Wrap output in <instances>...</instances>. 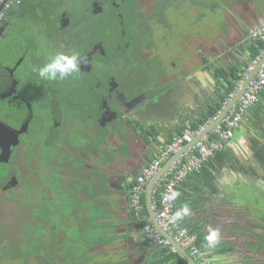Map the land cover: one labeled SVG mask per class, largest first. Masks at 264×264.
<instances>
[{
  "label": "flooded vegetation",
  "instance_id": "flooded-vegetation-1",
  "mask_svg": "<svg viewBox=\"0 0 264 264\" xmlns=\"http://www.w3.org/2000/svg\"><path fill=\"white\" fill-rule=\"evenodd\" d=\"M194 1L16 0L5 7L0 0V59L5 57L0 61V225L3 210L10 204L15 203L11 207L14 211L7 212L12 220L16 214H27L32 209L27 208L26 202L23 206L22 201L24 196L32 197L33 186L29 182L34 183V166L43 179L50 175L45 173L46 165H39L43 151L54 150L58 154L65 151L64 145L66 150H75L77 157L89 161L91 155L87 152L96 144L93 141L106 144L114 132V120H118L115 112L123 116L125 126L130 115L127 103L141 100L142 95L154 98L176 84L171 81L175 78L169 68L172 61L164 67L165 76L160 70L155 72L158 63L153 65V60L161 49L157 43L160 37L172 38L177 32L188 36L184 43L190 52L184 58L185 67L195 55L200 60L206 58L203 32L204 5L208 0ZM193 11L198 17L191 26ZM177 18L187 22L177 24ZM59 52L79 53L84 58L79 75L63 81L41 80L32 69ZM121 58L134 60L139 67L129 63L115 65ZM146 60L150 61L148 65ZM166 82L169 84L158 89ZM132 124L139 126L137 122ZM89 131L93 133L87 135ZM253 131L254 141L260 144L261 133ZM78 133L87 138L85 147L83 140L74 138ZM64 135H70L65 144ZM261 148L264 145L256 150L252 160L257 168L260 163L264 166ZM249 187L252 192L244 205H229L240 218L248 213L252 218H261L264 192L260 193L259 188H264V184L249 182ZM242 188L237 187L234 192ZM4 225L9 228L1 227L0 242L17 234L22 223Z\"/></svg>",
  "mask_w": 264,
  "mask_h": 264
},
{
  "label": "crops",
  "instance_id": "crops-1",
  "mask_svg": "<svg viewBox=\"0 0 264 264\" xmlns=\"http://www.w3.org/2000/svg\"><path fill=\"white\" fill-rule=\"evenodd\" d=\"M205 10L203 37L208 62L203 66V72L204 74L207 72V77L210 78L213 86L206 88L204 103L194 108L181 122L175 123L173 128L162 132L146 133L149 136L145 139L139 138L135 129L123 128L109 134L106 144L98 140L92 150L87 152L94 162L85 166L88 169L86 172H91L89 176H94L96 200H104L106 207L104 221H99V217L96 218L97 228L105 233L102 232L97 238L94 237L92 245L85 247L89 250L91 257L81 262L83 264H177L176 259L163 263L162 256L159 254L162 249L152 247L147 243L143 227L147 224L152 227L153 225L144 209L139 214L130 209V186L136 176L150 164L154 156L174 135L179 134L188 125L197 122L203 114L220 102L226 84L222 79L223 75L228 74V77L231 73L242 75L251 62L249 48L252 40L248 36V31L264 22V1L250 3L247 9L241 8L238 12L236 9L223 6L216 9L207 7ZM195 20L196 18H190L191 26L194 25ZM182 21L185 23L186 19L177 18L176 23L181 24ZM160 39L162 51L174 52L177 60H172L173 65L169 68L173 76H176L185 65L183 64L184 59H180L179 52L181 50L184 53L190 52L184 43L188 40V36L177 32L172 38L160 37ZM256 109L259 112L254 108L250 110L251 112L249 111L229 145H225L221 152L210 158L199 172L191 174L184 180L177 190L180 195L174 200L176 212L185 205L188 207V214L180 219V222L188 229L199 228L202 236L200 247L211 259L212 264H264L263 257L256 254L260 246H248L247 243L252 238L245 239L244 243L236 239L237 234L234 235L231 229V226L236 225L229 221L228 223L227 219L223 218V209L213 210L211 206L206 212L204 207L208 201L211 204L212 200H215L223 208L225 198L215 194L228 183L249 179L248 182L264 184L263 164L260 163L261 168H257L252 161L256 150L264 144V137L260 138L261 144L254 141L253 131L255 129L259 131L260 127L262 128L261 135L264 134V90ZM143 120L146 125L151 122L148 117ZM263 150L264 148H261L262 152ZM240 174H244L245 177ZM80 195H88L89 199L92 198L91 194L86 191ZM81 220L78 223L79 227L83 222ZM226 225H230V228L225 227ZM262 225L264 227V223ZM247 230L251 235H257L250 226ZM212 232L217 233V238L210 245L206 237ZM246 247L250 249H247L248 252H246ZM131 257L136 258L131 261Z\"/></svg>",
  "mask_w": 264,
  "mask_h": 264
},
{
  "label": "rangeland",
  "instance_id": "rangeland-1",
  "mask_svg": "<svg viewBox=\"0 0 264 264\" xmlns=\"http://www.w3.org/2000/svg\"><path fill=\"white\" fill-rule=\"evenodd\" d=\"M190 1L191 4L195 2L194 0ZM208 1L204 5V8L211 7L212 9H216L223 6L236 9L238 12L241 8L247 9L250 3H262L264 0ZM194 7L196 8V4ZM195 12L197 11H193L192 15L194 16L192 18L198 17ZM215 26L217 27L218 25L216 24ZM160 41L161 39L159 38L157 42L159 45ZM182 51L179 52L181 60L188 56L187 51L186 53ZM173 53H166L161 49L156 51V58L153 60V65L158 63L156 73L160 70V74L165 76L164 70L166 72V68L164 67L168 65L167 62L177 60ZM3 58L5 57H2L0 61H3ZM145 62L148 65L150 61L146 60ZM121 63H129L135 68L139 67V64L134 60H124L122 58L115 62V65L118 66ZM114 118H118V120H114V131L120 130L123 116H118L115 112ZM127 120L129 119L127 118ZM92 133L93 131H89L87 135ZM70 135H64V144L70 140ZM74 138L83 140V142L81 141L82 146H86V137L84 138L78 133ZM95 143H98V139H95L92 144ZM62 149H65V151H60L58 154H55L54 150H47L42 153L43 159L39 160V165L44 164L47 166L45 173L50 174L49 177L43 179L42 176L37 175V167L34 166V183L31 184L29 182V185L33 186L31 196L33 197L34 195V197L24 196V200L22 201L23 206H25L26 202L27 208H32L30 212L27 214H16L17 218L12 220L13 218L7 215V212L10 209L14 211L11 207H14L15 203L10 204L8 208L3 210L1 220L3 224L0 225V230L1 227L9 228V226L4 225L5 222L7 224L10 223L12 227V223H17L18 225L22 223V225L17 228V234L15 233L13 237L6 236L1 240L0 264H83L81 262L91 257L89 250L85 249V247L89 244L92 245L94 237L97 238L100 233H105V231L97 228L96 218L99 217V221H104L106 204L102 199L96 200L97 196L94 192L95 187L93 183L94 176H89L91 172H86L88 169L85 168L86 165L94 161L91 160L90 162L91 157H89V161L86 162V160L79 158L80 156L77 157V154L74 152L75 150H66L67 146L63 145ZM81 151L82 148H80L79 152ZM59 169L60 171L57 173ZM48 183L50 186L47 185ZM42 191L45 196L42 195ZM83 191L89 192L92 198L89 199L88 195H86L87 197L80 195ZM230 205L226 203L227 209L232 210L233 213H224L223 218H226L227 222L229 221L236 225L235 227L231 226L234 235L237 234L236 239L244 243L245 239L252 238L247 245H252V247L260 246V250L256 254L263 257L262 259L264 260V233H261L264 232L262 225L264 223L263 217L252 218L250 213H248L249 215L245 218H240L235 208L231 209ZM17 211L21 212V210ZM42 212H45V216L42 217L44 221L38 223L37 218ZM244 213L247 215V211H244ZM22 216H26V218L21 219ZM81 219L84 224L81 222V227H79L78 223ZM248 226L253 228L257 235H251L247 230ZM225 227L230 228V225H226ZM78 230L80 231L78 232ZM85 241L87 243H84ZM247 249L249 248L246 247V252H248Z\"/></svg>",
  "mask_w": 264,
  "mask_h": 264
},
{
  "label": "built area",
  "instance_id": "built-area-1",
  "mask_svg": "<svg viewBox=\"0 0 264 264\" xmlns=\"http://www.w3.org/2000/svg\"><path fill=\"white\" fill-rule=\"evenodd\" d=\"M1 1H3V5L6 7L16 0ZM248 36L252 41L261 42L262 48L259 55L248 64L242 75H240L241 79L236 83V88L224 99L221 109L204 125L196 129L186 127L179 134L174 135L154 156L150 164L136 176L129 189L130 209L134 213L139 214L143 209L142 198L144 197L147 183L173 154L183 146L191 144L209 123L217 119L222 110L241 88L248 73L263 60L241 96L221 122L209 134L184 151L164 172L152 191V208L159 228L185 250L196 264H212V262L197 244V236L191 233L190 229L184 227L180 219L172 220V217L176 213L174 200L169 201L166 199V196L173 191L177 192L187 177L195 172H199L210 158L216 153L221 152L225 145L227 146L231 143L247 112L258 103L260 95L264 90V22L251 28L248 31ZM143 232L150 246L167 247L170 253L177 254L175 248L150 224L143 227Z\"/></svg>",
  "mask_w": 264,
  "mask_h": 264
},
{
  "label": "water",
  "instance_id": "water-1",
  "mask_svg": "<svg viewBox=\"0 0 264 264\" xmlns=\"http://www.w3.org/2000/svg\"><path fill=\"white\" fill-rule=\"evenodd\" d=\"M191 62L187 65V67H183L180 73H177L175 78L171 80L172 82H176V84L161 93L159 96L154 98H147L142 95L141 100L133 99L129 103H127V111L130 113L129 120L126 122L125 126L122 124V129L124 128H133L135 129L137 135L141 139L148 138V134L168 130L169 128H173L175 123L181 122L185 116L193 111L194 108L200 107L204 103V95L206 93L207 87H212L213 83L210 78L207 77V72H203V66L208 62L207 57L202 58L201 60L196 55L191 57ZM261 60L254 69L248 73L246 76L241 88L237 91L236 95L229 102V104L222 110L217 119L211 123H209L204 130L195 138V140L191 144H187V146H183L179 151L172 155V157L159 169V171L155 174V176L147 183L145 192H144V202L145 208L148 214V217L155 228V230L165 238L168 243L175 248L177 254L181 256L188 264H196V262L189 256V254L183 250L179 245H177L173 239L163 232L156 221L155 214L152 208V191L155 184L158 182L160 177L164 174V172L169 168V166L187 149L191 148L198 140H200L205 135L209 134L223 119V117L228 113L230 108L236 103L238 98L241 96L245 88L247 87L249 81L255 75L256 70L259 68ZM184 64V63H183ZM219 64V63H216ZM186 75L184 76V74ZM183 74V75H182ZM204 75V76H202ZM169 82L163 83L158 89L162 90L163 87L168 85ZM157 89L154 90V92ZM123 102V100L121 101ZM255 111L259 112L256 107H254ZM145 117L150 119V124L146 125L143 120ZM132 121V122H131ZM133 122H137L139 124L136 127ZM190 127V125H188ZM260 133H262V128L259 127ZM148 133V134H146ZM264 137V134L261 135ZM263 142V141H262ZM261 144V143H260ZM264 145V144H263ZM263 145H261L263 147ZM242 177H245L244 174H240ZM249 179H243L242 181H234L232 183H228L226 187L222 188L215 195L223 196L225 201H223V208L220 206L215 200L207 202L204 205L206 212L209 211L210 207L215 210L216 208L219 210L223 209V213H229L227 209L226 203H231L239 206L245 204L246 197L249 198L250 193L249 190ZM243 186L244 188H242ZM242 188L241 190L234 192L236 188ZM244 189V190H243ZM209 190V189H208ZM246 191V194L244 192ZM260 193L264 192V188H259ZM244 201V202H243ZM210 205V206H209ZM231 232V230H229ZM136 257H131V261ZM137 263V262H134ZM132 264V263H130ZM143 264V263H137ZM146 264V263H144ZM152 264V263H151ZM154 264V263H153Z\"/></svg>",
  "mask_w": 264,
  "mask_h": 264
},
{
  "label": "clouds",
  "instance_id": "clouds-1",
  "mask_svg": "<svg viewBox=\"0 0 264 264\" xmlns=\"http://www.w3.org/2000/svg\"><path fill=\"white\" fill-rule=\"evenodd\" d=\"M84 62V58L79 53L67 54L59 52L50 57L49 60L39 68H33L32 70L37 73L39 78L43 81H63L68 77L79 75L81 65ZM180 195L179 192H171L166 199L169 201L175 200ZM188 214V207L185 205L182 209L178 210L172 220L182 219ZM217 233L212 232L206 237V240L211 245L215 242Z\"/></svg>",
  "mask_w": 264,
  "mask_h": 264
},
{
  "label": "trees",
  "instance_id": "trees-1",
  "mask_svg": "<svg viewBox=\"0 0 264 264\" xmlns=\"http://www.w3.org/2000/svg\"><path fill=\"white\" fill-rule=\"evenodd\" d=\"M261 48H262L261 42L252 41V44L249 48L251 61L259 55ZM219 73H222V72H219ZM229 77H231V78L229 79ZM229 77H228V74L223 75V77H222V79L225 80L226 84L224 86V93L222 95L220 102L217 103L215 105V107L213 109L209 110L206 114H203L201 116V118L197 120V122L190 124V127H192L193 129H196L199 126L204 125L209 119H211L213 116H215L216 113L221 109L224 99L228 96V94H230L232 91H234V89L236 88V83L241 79L240 75H234L232 73ZM47 185L50 186L49 183ZM42 195L45 196L43 191H42ZM142 204H143V209H144L145 214H146L147 211L145 208L144 197L142 198ZM49 209H50V207H49ZM43 216H45V212L40 213V216H38V218H37L38 223H41L42 221H44L42 218ZM190 231H191V233H193L197 236V244L199 246H201L202 245V236L200 234L199 228L196 227V228L190 229ZM161 249L162 250L160 251L159 254L162 256L161 261L163 263L164 262H170L171 260L176 259L177 264H187V262L178 254L170 253L167 247H163Z\"/></svg>",
  "mask_w": 264,
  "mask_h": 264
}]
</instances>
